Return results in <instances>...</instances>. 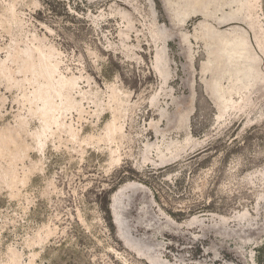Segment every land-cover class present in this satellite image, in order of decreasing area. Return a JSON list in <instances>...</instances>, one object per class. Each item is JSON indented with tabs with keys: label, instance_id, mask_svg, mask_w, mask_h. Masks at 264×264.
<instances>
[{
	"label": "rangeland",
	"instance_id": "rangeland-1",
	"mask_svg": "<svg viewBox=\"0 0 264 264\" xmlns=\"http://www.w3.org/2000/svg\"><path fill=\"white\" fill-rule=\"evenodd\" d=\"M0 264H264V0H0Z\"/></svg>",
	"mask_w": 264,
	"mask_h": 264
}]
</instances>
